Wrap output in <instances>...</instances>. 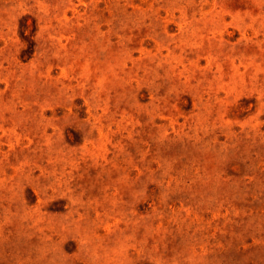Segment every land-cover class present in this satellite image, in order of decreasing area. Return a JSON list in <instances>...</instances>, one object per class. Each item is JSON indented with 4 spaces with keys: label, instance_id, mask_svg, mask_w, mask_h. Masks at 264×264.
<instances>
[{
    "label": "rangeland",
    "instance_id": "rangeland-1",
    "mask_svg": "<svg viewBox=\"0 0 264 264\" xmlns=\"http://www.w3.org/2000/svg\"><path fill=\"white\" fill-rule=\"evenodd\" d=\"M0 264H264V0H0Z\"/></svg>",
    "mask_w": 264,
    "mask_h": 264
}]
</instances>
